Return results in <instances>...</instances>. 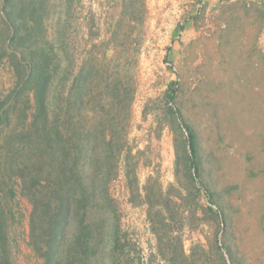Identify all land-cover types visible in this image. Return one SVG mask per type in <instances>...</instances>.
<instances>
[{
  "label": "rangeland",
  "instance_id": "rangeland-1",
  "mask_svg": "<svg viewBox=\"0 0 264 264\" xmlns=\"http://www.w3.org/2000/svg\"><path fill=\"white\" fill-rule=\"evenodd\" d=\"M22 1L39 8L44 2L42 30L30 40L23 30L26 38L17 53L21 58L20 52L52 51L51 96L63 81L68 97L83 72L92 74L80 113L72 110L68 121L78 125L82 120L78 126L85 134L105 129L108 141L115 134L111 142L121 151L115 153L118 176L110 195L120 236L132 244L133 264H169L161 248L174 237L181 239L186 255L194 250L185 264H223L214 247L216 235L232 255L228 260L223 251L227 264H264V48H243V22L233 33L229 8L216 14L194 0ZM5 8L6 0H0V48H15L4 33ZM28 22V28L34 25ZM172 82L178 84L176 107L196 133L200 181L223 214V231L183 165L176 170L177 135L166 123L164 105ZM16 88L11 60L5 57L0 102ZM31 210L19 196L18 223L12 228L20 245L17 264H40L26 245Z\"/></svg>",
  "mask_w": 264,
  "mask_h": 264
},
{
  "label": "trees",
  "instance_id": "trees-1",
  "mask_svg": "<svg viewBox=\"0 0 264 264\" xmlns=\"http://www.w3.org/2000/svg\"><path fill=\"white\" fill-rule=\"evenodd\" d=\"M43 3L39 8L33 2L6 0L7 21L2 19L4 33L15 48H0V60H11L17 88L0 102V264H17L15 254L20 245L12 237V228L18 223L14 206L19 196L32 207L26 245L40 264H133L132 244L120 236L117 208L110 195V184L118 176L115 153L121 151L111 142L115 134L108 141L105 129L85 134L80 127L82 120L80 126L68 121L72 110L80 113L92 74L83 72L68 97L63 95V81L51 96L56 59L52 51L20 52L21 58L17 53V46L26 38L23 30L29 40L42 30ZM28 19L34 23L29 28ZM177 93L178 84L172 82L164 95L166 123L177 135L176 170L183 165L186 178L199 195L205 194L206 209L223 231V214L213 206L214 195L200 181L197 136L176 107ZM13 117L17 120L14 127ZM125 174L130 179L129 164ZM164 244L161 255L169 264H185L194 257V250L186 255L179 237ZM214 247L223 264H227L224 250L233 260L218 235Z\"/></svg>",
  "mask_w": 264,
  "mask_h": 264
},
{
  "label": "crops",
  "instance_id": "crops-1",
  "mask_svg": "<svg viewBox=\"0 0 264 264\" xmlns=\"http://www.w3.org/2000/svg\"><path fill=\"white\" fill-rule=\"evenodd\" d=\"M198 6L208 5L210 10L229 8V30L235 33L236 23L243 22V48H264V0H194ZM243 8V13L237 10ZM198 11V10H197ZM198 11L195 15H200ZM197 17V16H195Z\"/></svg>",
  "mask_w": 264,
  "mask_h": 264
},
{
  "label": "water",
  "instance_id": "water-1",
  "mask_svg": "<svg viewBox=\"0 0 264 264\" xmlns=\"http://www.w3.org/2000/svg\"><path fill=\"white\" fill-rule=\"evenodd\" d=\"M226 257H227V259L229 260L228 256H226Z\"/></svg>",
  "mask_w": 264,
  "mask_h": 264
}]
</instances>
